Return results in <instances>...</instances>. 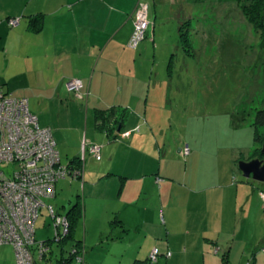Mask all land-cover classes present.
<instances>
[{"label":"crops","instance_id":"obj_1","mask_svg":"<svg viewBox=\"0 0 264 264\" xmlns=\"http://www.w3.org/2000/svg\"><path fill=\"white\" fill-rule=\"evenodd\" d=\"M143 1L148 4L152 29L156 33L154 21H159L158 18L162 21V17L158 15V10H155L152 18L149 0H0V23L4 24V19L19 18L18 25L13 26L19 30L17 34L22 36L19 43L34 48L31 51L28 48L29 55L42 54L46 60L42 72L43 77L48 78L44 82L45 93L36 91L35 95L40 94L51 101L61 100L62 106L66 107L67 112H63L64 115L58 112L61 117H65L67 123H60L63 127L61 132L67 127L75 130L79 140L87 138L84 142L88 144L97 140L104 142L106 136V152L109 155L115 151V158V155H118L117 149L126 153V156L120 159V164H124L122 169L108 167L114 166L112 161L106 169L100 167L94 169L93 173L88 172L91 168L86 162L82 182L85 197V233L84 238H77L75 235L77 241L82 240L85 247L83 264H91L88 261L89 256L93 255V250H102L105 238L112 243L117 239H124L130 233L132 227L128 225L123 211L132 218L135 215V219L139 220L134 226L135 240L149 241L148 244L159 243L163 246L164 251L160 252L166 258H159L156 262L158 264H222L224 257L227 258V263L233 262L231 256L234 254L232 250L236 247V241L241 245L244 243L241 248L246 247L242 264H259L260 255L264 256L260 252L262 247L264 248V221L261 220L259 203L264 185L256 187L251 181L252 178L245 177L244 180L235 171L240 160L261 156H251L259 148L253 140V124L248 129L250 137L243 129L234 127L237 125L233 123L223 129H215L214 133L209 132L216 133V136L206 133L214 128L204 130L200 136H194L186 143L191 148V153L185 157V161L182 160L183 157L178 160L175 156L166 157L167 154L162 159L156 154L153 136L155 130L152 126L148 128L149 119L145 115L148 103L153 105L147 88L151 81H147V76H151L148 74L154 71V67L145 66L140 61L142 55H135V50L127 47L134 28L135 10ZM151 34L150 32V39ZM155 41L152 40L153 43ZM143 49L149 50L146 46ZM39 74L41 75V71ZM71 78L83 80L82 97L66 86L67 80ZM158 97L153 99L154 104L158 102ZM91 105L92 112L88 109ZM155 106L158 107V104ZM107 107L126 111L124 124L116 129L115 134L118 135L114 137H109L96 127L95 110ZM89 113L92 116V127L103 134L97 140L88 134ZM132 115H135L134 119ZM59 127L60 125L53 130L55 139ZM76 142L78 148L79 141ZM65 153L68 156L67 162L81 155L77 149L71 150L70 145L66 146ZM182 161L186 171V175H183L184 181L178 179L180 174L172 175L170 167L181 165ZM172 162L174 164L167 166ZM108 168H111L109 171L113 174H107ZM125 168H128L126 172ZM173 176L176 181L166 185L165 179L173 181ZM181 186L184 187L182 191ZM109 188L113 189V192L111 189L109 191L114 195H106L105 190ZM125 190L130 192L131 197L123 199ZM151 193L156 195L155 198H151ZM185 195L188 202L185 203L187 208L184 209V214L188 215V218L184 223V231L175 233L173 239L168 242L159 230L155 232L153 229L150 232L154 228L153 225L160 227L162 223L163 232L165 231L166 215L174 213L176 207L170 205V202L177 198L179 201V198ZM193 195L200 198L202 203L192 205L195 202ZM94 196L117 203L118 207L124 204L127 206L123 210L108 209L110 215L102 220L112 229V236L102 229L101 236L93 238L90 244L87 237L89 226L86 201ZM80 199L82 200L81 197ZM245 213L249 216L248 221L245 219ZM113 214H121L123 219L119 217L120 220L113 221ZM98 218L97 215L92 216L93 222ZM118 228L122 229L117 230ZM120 231L122 233H119ZM230 236L233 240H230ZM161 238L162 241H159ZM190 246H195L196 249H191ZM102 251L104 253L105 249ZM163 252L171 254L168 256ZM187 254L190 255L189 258ZM146 255L148 256V253ZM98 260L96 258L92 264H96ZM147 260L139 261L146 263Z\"/></svg>","mask_w":264,"mask_h":264},{"label":"rangeland","instance_id":"obj_2","mask_svg":"<svg viewBox=\"0 0 264 264\" xmlns=\"http://www.w3.org/2000/svg\"><path fill=\"white\" fill-rule=\"evenodd\" d=\"M149 1L152 18L155 15V10H158V15L160 14L162 17V21L159 18V21H157L156 41L153 43L151 40L153 36H151V39L144 40L138 48L131 49L135 50V55H142L140 61L145 66L154 67L153 76L151 72L148 74L151 76H147V81H151L147 88L149 89L150 101L153 105L148 103L147 113L145 114L149 119L148 128L152 126L155 130L153 134L155 150H153L162 159L167 154L166 157L175 156L176 160L183 157L182 160L185 161L182 149L194 136H200L204 130L207 131L208 128H214L206 132L211 135L212 133L209 134V132H213L218 128L223 129L230 123L237 125L234 127H239L240 130L243 129L250 137L248 129L255 120L256 112L264 109V5L262 7V0ZM245 4L249 8L245 9ZM254 16L257 20L262 21L263 27H259L257 22L251 19ZM10 19L12 18L4 19V24L0 23V87L17 97H29L30 109L38 115L42 126L48 125L52 130H55L56 126L60 125L55 134L56 139L61 136V138H58L59 141L57 140L58 149L62 162L67 163L66 146L70 145L71 150L75 151L77 149L78 153L82 155V142L87 138H82L80 141L76 131L68 127L61 132L63 127L60 123L67 124L65 117H61L58 113L62 112L64 115L63 112H67L66 107L62 106L61 100L51 101L40 94L35 95L36 91L45 93L46 86L44 82L48 78H44L42 72L44 71L46 60L43 59L42 54L29 55L27 52L28 48L30 51L34 48L19 43L22 36L17 34L19 30L11 26ZM188 19H190V24L183 27L187 29L184 31V36H188V43L193 44L194 55H189L185 52L184 43L180 35V26L183 21ZM155 45L157 46L155 47ZM145 46L149 49L148 51L143 49ZM170 61H172L171 67ZM39 71H41V75ZM157 96H159L156 103L158 107L155 106L156 104L153 101ZM78 101L82 102L81 100ZM134 105H136V102ZM91 108L92 105L88 108L89 111H91ZM135 111V108H133V112ZM134 117L135 115H132V119ZM91 118L92 116L89 113L88 126L90 128L88 129V134L97 140L103 134L92 127ZM149 134L150 132L146 133V136ZM212 135L216 136V133ZM104 138L106 139L104 142L101 140L93 142L103 147V160H96L95 157L91 156L92 154L87 152L86 162L88 167L91 168L88 172L92 171L94 173V169L100 167L104 170L112 161L114 166L108 167L122 169L124 166V164H120V159L126 156V153L117 149L118 155H115V158L113 157L115 151L109 155L106 152L108 140L106 136ZM88 139L90 140V138ZM261 139L258 145L260 150L264 143V134ZM76 141H79L78 148L76 147ZM85 143L87 148L88 143L86 141ZM89 144H92V142ZM201 145L204 144L201 143ZM259 149L257 148L251 156L260 154ZM184 161H182L181 165L177 164L176 166L171 165L174 162L167 164V166L171 165V174H180L178 179H182V181H184L183 175H186ZM110 169L108 168L106 172ZM127 169L125 168V172ZM235 171L240 174L239 176L242 179L246 180L240 173L238 166H236ZM166 174H168V171ZM173 178V181L165 179L166 185L174 183L176 178L175 176ZM87 179L91 182L89 176H87ZM160 180L163 179L160 178ZM251 181L256 187L264 185V182L261 181L254 179H251ZM82 182V180L71 177L61 179L56 183V196L45 198L44 200L47 204L52 205L57 212L66 214L70 207L76 203L79 195H81V201L85 202ZM176 184L178 183L176 182ZM110 189L105 190L107 196L114 195L109 191ZM183 189L184 187L181 186V191ZM111 190L113 192V189ZM129 194L130 192L125 190L123 199L131 197ZM155 196V194L151 193L152 199ZM260 198V202L256 201L261 204V220L264 221V196L261 195ZM179 199V201L177 198L172 200V203L170 202V205L173 204L176 207H174V213L170 212L166 215L167 222H165V225L167 227L165 226V231L163 232V223L160 227L153 225L152 227L154 228L150 230V232L153 229L155 232L157 230L160 233L162 232V237L164 236L166 242L172 240L175 233L184 231V223H186L188 218V215L184 214V209L187 208L185 206V203L188 202L187 196L185 195ZM192 199L195 200L192 205L202 203L201 199L196 198L194 195ZM86 203L88 208L87 226H89L87 233L88 242L91 244L93 238L96 239L101 236L100 232L102 229H105L107 235L111 234L112 236V229L108 228L107 222L102 219L110 215L108 209L123 210L127 204L118 207L117 203L99 198V196L89 197ZM122 214L127 217L128 225L132 227L130 233L124 239H117L112 243L105 238L102 250L105 249L106 255H104L105 251L103 253L100 249L93 250V255L88 258L89 263L92 264L97 258L99 260L96 264H158L156 262H158L159 258L162 260L166 258L160 252V250H163L161 244H148L149 241L140 242L135 240L136 231L134 226L139 223V220L135 219V215H133V218L127 215L125 211ZM94 215L99 216V218L93 222L92 216ZM120 215L113 214L111 220H120ZM248 217L246 214V221H248ZM152 221L154 222L153 218ZM56 229L55 221L49 215L47 209H42L41 215L36 222L35 237L37 241L53 239L54 255L52 256L49 253V258L39 262V264H58L57 260L61 258V247L56 240L54 241ZM121 229L118 228L117 230ZM84 233L83 217L77 224L75 235L77 238H84ZM119 233L122 232L120 231ZM162 239H159V241H162ZM230 240L233 239L231 238ZM235 243L236 247L232 250L234 254L231 256L233 262L228 261L227 263V258L224 257L222 264L244 263L246 247L241 248L244 243L242 245L238 244L237 241ZM156 247L160 253L157 255V261H152L154 259L150 258V255ZM67 248H69V245ZM190 248L196 249L195 246H190ZM168 250L169 248L167 247ZM260 252L264 254L263 247ZM146 253H148V256ZM165 253L167 252H163V254ZM187 256L188 258L190 257L188 254ZM187 256L184 255V257ZM145 259H148L146 263L141 262ZM83 263L76 260L72 264ZM0 264H16L14 247L5 245L0 248ZM183 264H188V262ZM190 264L192 263L190 262ZM259 264H264V256L262 257V255L259 257Z\"/></svg>","mask_w":264,"mask_h":264},{"label":"built area","instance_id":"obj_3","mask_svg":"<svg viewBox=\"0 0 264 264\" xmlns=\"http://www.w3.org/2000/svg\"><path fill=\"white\" fill-rule=\"evenodd\" d=\"M148 12V4L140 2L129 42L131 47H136L144 38L149 25ZM18 22L19 18L10 19L12 26ZM66 84L70 91L82 97L81 78H71ZM86 146L84 142L82 161L88 151L97 160L101 159V145ZM182 153L190 154V148L186 146ZM81 175L82 169L75 164L62 162L52 128L40 124L38 115L30 109L29 99L9 94L0 87V248L14 247L16 264H39L50 251V245L35 237L36 222L42 209H47L55 221L57 242L69 234L68 217L44 199L56 196L59 180L77 179ZM72 253H77L76 247L72 248ZM158 254L156 247L150 255L152 261H157ZM77 260L83 262L84 256L78 253Z\"/></svg>","mask_w":264,"mask_h":264},{"label":"trees","instance_id":"obj_4","mask_svg":"<svg viewBox=\"0 0 264 264\" xmlns=\"http://www.w3.org/2000/svg\"><path fill=\"white\" fill-rule=\"evenodd\" d=\"M249 1H253V0H249ZM263 5H264V0H262V7H263ZM244 7H245V9L249 8V6H246V4L244 5ZM149 16H150V14L148 12L149 25H148V27L145 30L144 38L140 41V43L136 47H131L129 45V42H130V40L132 38V35L134 33V29H135V20H136V10H135V14H134V28H133V32H132V34H131V36L129 38V41H128V47H130V48H138L139 45L144 40L150 39V32L153 34L152 40L153 39L156 40V33H155L154 29H152L153 28V26H152L153 24L150 21V17ZM251 19H253L255 22H257L259 27H263V24H262L261 20H257L255 16L252 17ZM154 22L156 23V27H157V21H154ZM189 24H190V19L185 20V21L182 22V24L180 26V35H181V39L183 40V43H184L185 52L187 54H189V55H194L195 52H194L193 44L192 43H188V39H187L188 36H184V31H186L187 29H184L183 27H185V26H187ZM152 34H151V36H152ZM171 65H172V61H170V67H171ZM125 118H126V111L124 109L122 110V109H119V108L107 107V108H98V109L95 110L96 127L99 130L104 131L109 137L110 136L114 137V136L118 135V133L115 134V131L120 125L123 126ZM253 128H254V141H255V143H257V145H259L260 141L262 140L261 136L264 134V109L257 110L256 115H255V120L253 121ZM186 146H187V144L185 145V147ZM183 149H182V151H183ZM102 153H103V151H102ZM190 153H191V148H190ZM89 154H91V153L89 152ZM188 155H184V157H187ZM91 156L95 157L93 154ZM102 158H103V155H102L100 160H102ZM86 160H87V157L85 158V161H82L81 157L79 156V157H77V158H75V159H73L72 161L69 162V163H74L77 168L82 169V175L79 178H77V180L84 181ZM107 174H113V172L112 171H108ZM263 193H264V191H263ZM80 196L81 195L78 196V199H77L76 203H74L70 207V209L67 211V213L64 214L69 219L70 227H69V234L66 237H64V238H61L62 239L61 242H58V244L61 247V258L57 260L58 264H72L74 261L77 260L78 253H80L82 256H84V261H85V255H84L85 254V247H84V245L82 243L83 241L82 240L77 241V239L75 238V231H76V228H77V224L80 221V219L84 216V204L81 201ZM113 221H115V219ZM59 234H61V233L59 232ZM54 241H55V238H54ZM43 242L46 245H50V252L46 253L44 258H43V260H47L49 258L48 257L49 253H51L52 256L54 255V251H53L54 249H53V244H52L53 243V239H48V240H45ZM68 245H69V248H67ZM75 247H76L77 253H72L71 254L72 248H75ZM51 255H50V257H51ZM39 262H41V261H39Z\"/></svg>","mask_w":264,"mask_h":264},{"label":"water","instance_id":"obj_5","mask_svg":"<svg viewBox=\"0 0 264 264\" xmlns=\"http://www.w3.org/2000/svg\"><path fill=\"white\" fill-rule=\"evenodd\" d=\"M260 153L261 156H264V143ZM239 169L244 177L264 182V157H255L250 160H240Z\"/></svg>","mask_w":264,"mask_h":264},{"label":"flooded vegetation","instance_id":"obj_6","mask_svg":"<svg viewBox=\"0 0 264 264\" xmlns=\"http://www.w3.org/2000/svg\"><path fill=\"white\" fill-rule=\"evenodd\" d=\"M259 157L263 158L262 156H259Z\"/></svg>","mask_w":264,"mask_h":264},{"label":"clouds","instance_id":"obj_7","mask_svg":"<svg viewBox=\"0 0 264 264\" xmlns=\"http://www.w3.org/2000/svg\"><path fill=\"white\" fill-rule=\"evenodd\" d=\"M188 146V145H187ZM189 147V146H188Z\"/></svg>","mask_w":264,"mask_h":264}]
</instances>
